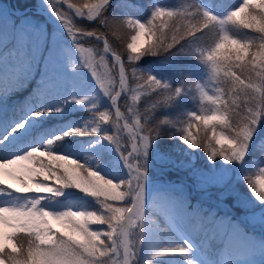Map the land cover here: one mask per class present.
I'll return each instance as SVG.
<instances>
[{"label":"rangeland","instance_id":"rangeland-1","mask_svg":"<svg viewBox=\"0 0 264 264\" xmlns=\"http://www.w3.org/2000/svg\"><path fill=\"white\" fill-rule=\"evenodd\" d=\"M14 1L16 5L12 4ZM37 2L38 4L33 7L22 9L18 6V0H0V134L10 129L17 132L11 142L12 146L0 150V159L9 157L15 159L13 155L22 149L30 150L32 147H40L41 151L47 150L48 141L54 140L51 146L53 152L73 158L114 182L129 180L131 174L123 157L132 150L131 134L122 127L123 119L118 120L121 128L117 133L115 123L117 118L114 115L115 108L112 101L110 97L103 94L96 77L92 75L91 68L85 67L83 61L84 59L91 61L95 56L93 63L96 64L97 72H107L108 78L105 82H111L114 91L121 90L120 63L114 60L111 62L104 49L102 51L97 45L88 42L86 38L77 34L79 30L74 29L84 46V51L78 52L64 22L54 14L47 0H37ZM55 2L58 6L62 4L60 11L67 14L66 19L70 20L71 24L77 26L89 20L86 16L79 17L75 14L76 8L81 7V4L71 0H68V3H64L63 0H55ZM96 2L97 0L92 3ZM253 2L255 3V0ZM69 3L74 4L76 8H69ZM242 3L243 0L230 12L239 8ZM201 4L205 11L211 13L209 2L204 1ZM84 11L87 12V9ZM48 16L52 21L48 19ZM226 17L222 16L220 19ZM134 20L146 24L138 18ZM223 27L226 29L225 26ZM136 31L137 29L133 35ZM229 34L239 39L230 32ZM100 36L101 34H98L96 37L99 41ZM153 37L149 38V35H145L138 43L145 47ZM129 43H132V39ZM101 56L104 57L103 62H100ZM245 59L250 62L252 71H259L258 61L255 62V70H253L252 57ZM70 61L74 62L75 68L70 67ZM200 75L198 84L204 87L207 96L216 97L217 89L222 88L218 77L213 78L210 64L207 71ZM246 82L253 85V90L260 89L257 92L261 94L262 88L259 81L252 78ZM25 83H33L32 94L25 93V96L21 97L19 94ZM142 84L143 80L138 78L132 86H129L126 77L125 89L117 100L119 107V99L126 94V107L131 118V122H127L130 125L135 123L133 111L141 117V109L137 106L138 99L133 101L132 97L137 95L139 98L147 91L146 88L141 87ZM199 94L201 96L200 92ZM219 95L220 99H217L215 104L206 97L203 98L207 105L198 110H192V114L219 115L223 112L225 115L220 106L223 90ZM85 97L88 99H84ZM63 108L82 111L80 116L74 118V123L80 126V131L87 129L83 131V134L88 135L87 137L70 140L69 138L73 135L69 134L72 132L69 129L73 123L68 121L67 125H63L50 119L51 112L62 111ZM105 111L112 114L113 122L99 121L98 114ZM140 121L144 124L141 118ZM217 123L213 122L217 133L222 132L228 136L229 134L218 127ZM263 125V119H261L255 128L248 152L254 140L260 136L259 132ZM97 126L99 131L92 132L91 129ZM117 134L120 140L119 150L115 142L106 139L108 135L116 136ZM154 146L157 147L155 144ZM157 150L153 157L149 155V149L147 157L136 156V161L146 160V166L153 173L149 174L145 170L147 172L146 217L143 221L142 243L137 250L134 264H145L147 260H151V264H175L172 263L173 259L181 264H226L228 259H236L235 264H264V249L260 248V244L264 243V204L256 199L252 190L245 191L235 182L237 178L243 176L244 161L229 163L222 157L213 161L204 149L191 148L182 138L162 144ZM205 156L206 159H204ZM3 163L5 161L0 160V179L5 181V186L11 185L13 192L19 187L23 188V184L26 185L27 181L20 178L21 184L10 173H19L23 166L31 167L32 165L27 161H21L3 169ZM41 163H46V159L41 158ZM259 167H264V161L259 163ZM185 177L190 178L187 182L191 189L188 190L196 196L201 206L199 208H190L181 197L180 193L187 189L185 183L181 181ZM38 179H41L43 183V177ZM44 186L55 188L57 184L53 179ZM121 191L124 189L122 188ZM61 193L60 195L43 194L41 207L54 213H62L69 209L76 212L97 211L98 214L103 211L96 198L79 189L74 187L61 189ZM16 195L19 198L10 197L7 201L0 200V204L23 203L25 196L32 195L36 198L39 194L33 190L27 193L18 192ZM113 203L116 207H125L130 200ZM207 210L210 212L206 217ZM212 216L213 221L210 220ZM10 223L15 224L16 221L0 210V233L5 238V244L11 249L13 245L17 247V243L13 239L8 240V236L30 234L9 226ZM52 223L54 227H59L55 221ZM84 223H89L87 218ZM89 227L90 230L99 231L102 234L109 231L107 225L89 224ZM79 229L84 231L82 225ZM48 234L55 236L56 232L49 227ZM101 238L105 237L102 235ZM37 243L40 245L41 253L46 254L51 247L50 244L38 240ZM188 245H191V248L185 253L153 257L154 250L188 248ZM96 258L106 261V264H112V261L120 264V257L116 255H113L111 259L99 257V255ZM47 259V255H41L39 264H46ZM56 259L70 260L71 258L56 257Z\"/></svg>","mask_w":264,"mask_h":264},{"label":"snow or ice","instance_id":"snow-or-ice-1","mask_svg":"<svg viewBox=\"0 0 264 264\" xmlns=\"http://www.w3.org/2000/svg\"><path fill=\"white\" fill-rule=\"evenodd\" d=\"M63 2L68 3V0H63ZM109 2L110 0H97L96 3H92L91 0H88L87 3H82L81 7L78 8L71 3H69L68 6L69 8H76L75 14L77 16H86L87 19L94 20L102 16V8L108 5ZM84 9H87V12H85ZM242 14L244 15L242 16ZM66 15L65 13V15L61 17V20L64 22L68 31L73 32L74 26L71 24L70 20L66 19ZM173 15L174 13L171 11H167L164 8H157L153 14V21L161 20V24L159 25L153 24L152 22L146 25L137 20L121 22L126 23L131 28L137 29L136 34L131 37L132 43L127 45V47L131 49V52L135 54L134 56H130L129 59L139 60L142 55L150 51L153 52V54H158L160 48L170 49L174 47L175 44L179 43L180 40L196 37L197 32H203L209 29L213 24H219L222 26V30L217 38L218 42H215L214 46L207 51L205 57L206 62L211 66L213 78L218 77L219 74L223 72L225 77L232 78L231 82L234 91L243 90L245 87L244 81L241 80L232 69L234 67H241L240 62L244 61L248 56V50L252 45L248 42H241V40L233 38L223 26L233 24L242 26L245 29H252L255 26L256 30L261 33L259 39L264 42V0H255V3L253 0H243L241 6L230 12L224 19H219L207 11H202V14L200 12H194L192 13L190 26L183 31L175 29L176 34L172 36L170 43L163 38L164 35L158 37L156 43L146 48L138 43L145 35H149V38L154 36L156 32L153 29L157 31V29L160 30L162 26L167 27V24L164 23L162 18H170ZM197 16L199 19L194 20L193 17ZM92 35H96V33ZM104 42L107 45L106 51H108V42L107 40ZM258 47L264 49V43H261ZM83 51L84 50H82V52ZM197 51L200 50L198 49ZM201 53L204 57V52L201 51ZM113 55L115 56V60L120 63L119 86L121 91H123L126 85L125 70L121 63V57L115 53H113ZM257 61L259 62V71H257L256 74L261 77V79H264V51H259L252 57L251 62L253 63V70H255V62ZM89 67H92L91 63ZM141 79L143 80L141 87L162 94L164 96L162 103L165 104L172 102L174 98L184 90L183 88L172 89L170 85L147 74H142ZM108 83L105 81L98 82L100 88L106 91L109 90ZM194 87L199 89L202 99L206 97L208 100L212 101L213 104L216 103L217 99H220L219 94L222 92V89H217L218 95L212 97L207 96L204 87L200 84H195ZM247 87L252 88L253 85L248 84ZM111 90L117 93L114 97L110 96L113 107L115 108L114 115L117 118V121H115L117 133H119L121 128L118 120L123 119L124 124L122 127L131 134V139L133 141L132 150L123 157L129 168L131 178L121 183L107 179L101 174L97 175V171L91 170L79 161L66 155L53 152L51 146L54 140H49L52 141L51 145L48 141L47 150L41 151L40 147H32L30 150L22 149L17 154L13 155L15 159L11 157L0 159L5 161V163H3V169L10 164H18L21 161H27L32 165L31 167L23 166L19 173H10V175H12L14 179L19 180L20 183V178L27 181L26 185L23 184V188L16 189L15 192L11 190V185L5 186V181L0 179V200L7 201L10 197L19 198L18 195H16L18 192L27 193L34 190L35 193L39 194L36 198L30 199L23 204L10 202L0 204V210H2L3 213H9L11 219L16 221L15 224L10 223L9 226L11 225V227L27 231L32 236V241L34 242L32 246L27 249V255L22 253V247L18 248L14 245L11 246L10 251H6L9 245L5 244V238L3 234L0 233V264H39L36 258L41 255L48 256L46 264H106V261L97 259V255H99V257H108L109 259H111L113 255H116L120 257V264H134L133 258L137 255V249L135 246H130L129 236L134 233L135 228L139 227L143 229V221L146 217L145 194L147 180V172L145 171L147 161H136V156L142 155L143 157H147L151 143L155 137L160 135V132L158 127L156 129L146 127L147 117H145V124H141L140 117L132 109H130V111H133L135 123L130 125L127 122V118L117 106V100L121 92L114 91L113 89ZM257 91H260V89H257ZM132 99L136 101L138 96L133 95ZM221 103L225 105L223 111L226 112L227 101L221 100ZM153 107H156V105H153ZM217 111L220 110L217 109ZM98 115L99 121L102 123H107L109 121L113 122V117L110 112H100ZM191 117L193 119H190L187 123V126L183 129L182 135V139L189 147L204 148V150L209 153V158L213 161L218 157H222L229 163L234 161L243 162L247 155L255 128L258 122L264 118V91H261L258 102L254 103L253 107L247 110L246 124L239 128L233 127L232 124L228 125L229 132L234 135L229 134L225 136L222 132L217 133L213 125V122L225 124L228 117H226L223 112L219 115H196L193 113ZM193 120L199 122V124L196 125L195 133L193 131ZM161 123H170V121L165 120L161 121ZM21 127H23V125H21ZM83 131H87V129ZM83 131H81V134H83ZM91 131L98 132L99 127H93ZM209 131H211L210 137L207 135ZM145 132L147 134H144ZM153 132H155V136H153ZM16 135L17 132L11 129L0 134V150L12 146L11 142ZM106 139L115 142L117 150L120 149L118 134L116 136L108 135ZM237 141L242 142L244 151H239V148H236ZM217 145H219V147H217ZM234 148H236V151H239V156L236 155V151H233ZM53 153L55 154L53 155ZM41 158H45L46 163H41ZM39 177H43V183L41 179H38ZM53 179L57 184L55 188L44 186ZM73 187L96 198L103 211L98 214L97 211L76 212L69 209L62 213H54L41 207L42 200L44 199L43 194L55 193L60 195L62 194L61 189ZM122 188L124 191H121ZM259 188L260 190H264V178L259 180ZM125 200L127 202L130 200V203H127L125 207H116L113 203ZM85 218L89 221L88 224L84 223ZM53 221H55L59 227H54ZM4 222H6L5 217ZM89 224L107 225L109 231L102 234L99 231L90 230ZM21 225L23 226L22 228L20 227ZM80 225L83 226L84 231L79 229ZM49 227L56 232L55 236L48 234ZM102 235L105 237L104 239L101 238ZM7 239L12 240L13 237L10 235ZM37 240L51 245L46 254L41 253L40 245L35 243ZM136 243L141 244L142 241L137 240ZM260 248L264 249V243L260 244ZM185 249L184 247L165 248L158 256L185 253ZM56 257H70L71 259L57 260ZM235 261L236 259H228L226 264H235ZM112 264H118V262L112 261Z\"/></svg>","mask_w":264,"mask_h":264},{"label":"trees","instance_id":"trees-1","mask_svg":"<svg viewBox=\"0 0 264 264\" xmlns=\"http://www.w3.org/2000/svg\"><path fill=\"white\" fill-rule=\"evenodd\" d=\"M18 6L22 9H25L29 6L37 5V0H18ZM73 2L82 4L87 3L88 0H71ZM95 0H91L93 2ZM209 2L211 6V13L220 19L222 16H228L230 10L234 9L242 0H110L109 4L104 6L102 9V16L106 21V25H100L98 23L97 17L94 20L85 21L82 24H79L74 27V29L79 30L81 27L86 31H94L96 34H103L104 38L108 42L110 50L119 55L122 59V63L125 69V74L127 77V83L129 86H132L137 79H141L143 75H150L156 77L163 83L170 85L172 89L183 88L184 90L177 95L174 100L170 103H162L164 96L147 90L144 92L137 100V106L141 109V120L145 124V117H147L146 126L151 129H156L158 127L160 135L155 137L151 146L149 148V155L154 156L155 151H158L159 147L162 144L168 143L171 140H179L182 138L183 129L187 126V123L191 117L192 110H198L200 107L207 105L201 98L199 91L194 87L195 84H198L200 80L201 73L207 71L209 63L206 62V54L209 49L214 46V43L218 41V36L221 33L222 27L219 24H213L209 29L203 32H197L196 37H190L180 40L179 43L175 44L174 47L168 49L166 52H158L156 55L146 53L141 56L139 60L129 59L130 56L135 54L131 52V49L127 47L129 44L133 33L135 32L134 28L129 27L126 23H121L127 20H134L138 18L149 24H161V20L153 21V14L157 8H164L167 11L174 13L172 17H163V21L167 24V27H161L159 31L153 29L156 34L152 40L145 46L149 47L151 44L156 43L158 37L161 36V33H164V37L169 43L171 38L175 33V29H180L181 31L185 30L190 26V21L192 13L200 12L204 10L201 2ZM12 3V2H11ZM16 5V1L14 3ZM159 6V7H158ZM33 9V8H29ZM193 19H199V17H193ZM226 29L233 35H235L242 42L246 41L252 45L248 50L247 57H253L254 54L258 51H264L258 47L262 42L259 37V33L255 26L252 29H245L242 26L228 24L225 25ZM170 29H173L170 31ZM77 34L80 35L78 32ZM88 40V42L97 45L100 49H104V43L99 41L95 36H83ZM200 51H197V50ZM202 52L205 56L203 57ZM112 62V58L108 57ZM234 60V57H233ZM248 59L240 62V68H233L232 71L244 81V89L234 91L232 88V78L225 77L224 73H220L218 76V82L223 90V96L221 100L227 101V111L225 112L226 120L225 124L217 123V126L225 130L229 134L228 125L232 124V113L234 112H245L251 107L254 103L258 101L260 94L248 88V83L250 79L254 78L256 81L260 82L262 91H264V79L257 76L256 71L251 70L250 62H247ZM235 62V60H234ZM250 64V65H249ZM117 69V66L115 67ZM248 79V80H247ZM32 84L25 83L21 88L20 96H25V93L28 95L32 94ZM126 94H123L119 99V107L121 112L127 118L128 122H131L130 113L126 107ZM220 106L224 110L225 105L221 103ZM156 105V107H153ZM51 120L58 121L63 125H67L68 121L73 125H70V131L72 130L70 140H78L88 135L77 134L76 128L79 129V125L75 122L74 118L80 116L82 111L68 110L63 108V110H58L51 112ZM263 124H264V118ZM170 121V123H161V121ZM44 124V123H43ZM199 124L198 121L193 120V131L195 132L196 125ZM76 131V132H75ZM199 135V134H198ZM211 136V131L207 133ZM256 140L250 146L249 152L245 157L243 170V176L236 179V183L245 191L250 192L251 188L246 176L254 173L257 170L259 163L264 161V125ZM155 136V132H153ZM157 145V147L154 146ZM129 149V148H128ZM204 148H202L203 150ZM205 151V150H204ZM207 157L205 156L204 159ZM145 170L149 174H152L153 171L147 166ZM169 172V171H168ZM187 178V179H186ZM190 179L185 177L181 179L185 183L186 191L180 193L182 198L185 200L190 208H199L201 207L198 203V200L194 193L189 191L191 186L188 184L187 180ZM180 180V179H179ZM84 207V205H82ZM89 207V206H87ZM86 208V207H85ZM209 210L206 211V217L209 215ZM211 221L214 220L212 216ZM13 240L17 243V247H22V253L27 255V249L32 246L34 243L32 241V236L26 235H15ZM37 243V241H35ZM10 247L6 248V251H10ZM40 260V256L36 258ZM172 263L181 264L176 262V259H173Z\"/></svg>","mask_w":264,"mask_h":264},{"label":"clouds","instance_id":"clouds-1","mask_svg":"<svg viewBox=\"0 0 264 264\" xmlns=\"http://www.w3.org/2000/svg\"><path fill=\"white\" fill-rule=\"evenodd\" d=\"M47 3L49 6H51L54 14L57 17H59V19H61V17L65 15L64 12L60 11V7H62V4L58 6L57 3L55 2V0H47ZM89 20H92V19H89ZM98 23L100 25H106V21H105L103 16H100V18L98 19ZM64 26H65V24H64ZM172 30L173 29H170V31H172ZM157 31H159V29H157ZM68 33H69L73 43L75 44L77 51L82 52V50H84V46L80 42V37L76 34V31H73V32L68 31ZM79 33H80V36H89V37L95 36V35H92L93 33H95L94 31H88V30L86 31L82 27L79 29ZM161 35H164V33H161ZM100 39H103V34H101ZM106 47H107V45L104 42V50L105 51H106ZM89 51H91V49H89ZM158 51L159 52H166V51H168V49L167 48H160ZM149 54L156 55V54H153V52H151V51L149 52ZM103 60H104V57L101 56L100 62H103ZM93 61H95V56L92 57L91 61L84 59L83 64L85 67H89L90 63L92 64V67H91L92 75L96 77L97 83L99 81H105L108 78L107 72H105V73L97 72L96 64L93 63ZM70 67H72V68L76 67L74 62L70 61ZM108 89L109 90L106 91L103 88H101V90L103 91V94L105 96H108V97L113 96L114 97L115 95H117V93H114L111 90L112 89L111 83H108ZM84 99H88V98L85 97ZM246 115H247V113H245V112H234V113H232V126L239 128V127H242L244 124H246L247 123ZM229 134L234 135L231 132H229ZM205 139H206V137H205ZM49 144L51 145L52 141H49ZM236 148H239V151H244V148L242 146V142H240V141H237ZM236 148H234L233 151H236ZM239 151H236L237 156H239ZM237 162H240V161H237ZM97 175H99V173H97ZM101 178H103V177H101ZM261 178H264V167H259V166H257V170L254 173L249 174L248 176L245 177V179L247 180V182H248V184L252 190L253 195L256 197V199L261 204H264V190H260V188H259V180ZM121 183H123V182H121ZM137 229H139V231H137ZM142 232H143V229L137 227V228H135L134 233L130 234V236H129V237H131V239H129L130 246H135L137 250H138L140 244H137L136 241L137 240L142 241V235H141ZM190 248H191V245H189L188 248L185 249V252H187ZM164 249L154 250L153 251V257L160 255ZM133 259L135 261L136 257ZM145 264H151V260L145 261Z\"/></svg>","mask_w":264,"mask_h":264},{"label":"water","instance_id":"water-1","mask_svg":"<svg viewBox=\"0 0 264 264\" xmlns=\"http://www.w3.org/2000/svg\"><path fill=\"white\" fill-rule=\"evenodd\" d=\"M48 19L50 20V21H52V19L48 16ZM57 22V21H56ZM98 36V34L96 35V37ZM100 41L101 42H103L104 43V41H105V39L103 38V39H100ZM109 47V46H108ZM106 53L109 55V56H111L112 58H113V60L114 61H116L115 60V57H114V55H113V53H112V51L110 50V48H109V50L108 51H106ZM120 92L122 93V91L120 90ZM124 121V120H123Z\"/></svg>","mask_w":264,"mask_h":264},{"label":"bare ground","instance_id":"bare-ground-1","mask_svg":"<svg viewBox=\"0 0 264 264\" xmlns=\"http://www.w3.org/2000/svg\"><path fill=\"white\" fill-rule=\"evenodd\" d=\"M19 188H20V187H19ZM30 199H34L32 195L25 196V200H24L23 203L27 202V201L30 200ZM14 203H16V204H23V203H20V202H14ZM8 206H10V205H8ZM30 207H31V205H30ZM4 214H7L8 216H10L9 213H4Z\"/></svg>","mask_w":264,"mask_h":264}]
</instances>
